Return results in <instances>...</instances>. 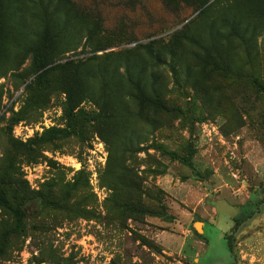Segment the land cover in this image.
Listing matches in <instances>:
<instances>
[{
  "label": "rangeland",
  "instance_id": "rangeland-1",
  "mask_svg": "<svg viewBox=\"0 0 264 264\" xmlns=\"http://www.w3.org/2000/svg\"><path fill=\"white\" fill-rule=\"evenodd\" d=\"M203 1L61 0L52 64L1 48L0 264H264V30L249 63L232 42L227 68L189 47L175 76L160 66L163 110L128 88L104 108L95 83L67 108L80 67L112 71L120 50L193 34L235 0L188 24Z\"/></svg>",
  "mask_w": 264,
  "mask_h": 264
},
{
  "label": "trees",
  "instance_id": "trees-1",
  "mask_svg": "<svg viewBox=\"0 0 264 264\" xmlns=\"http://www.w3.org/2000/svg\"><path fill=\"white\" fill-rule=\"evenodd\" d=\"M32 3L34 6L28 8L22 0H0V51L5 45L23 49L33 57V67L35 72H38L52 64L47 51L48 45L52 44V38H60L59 28L53 17L61 13V0H57L56 4L54 0H33ZM209 3L208 0L201 2L196 11L197 16L188 24L207 16L216 5ZM48 8H52V11L49 12ZM199 24L201 26H198L193 34L186 33V27L185 30L172 34L166 43L163 40L151 41L134 49L120 50L114 54L116 65L112 71L108 70L104 63L91 66L85 64L80 67L75 73V87L65 92L68 96L69 113H73L81 102L74 100L75 96L80 94L86 97L88 85L91 83H95L101 90L104 108L107 106L106 101L115 98L118 100L122 96L120 92L128 88V97L136 101L138 108L147 105L156 111L163 110L160 93L162 86L158 83L159 77L155 71L160 66H166L175 76L176 68L180 66L183 58L182 49L185 47L191 49L193 57L199 53L208 57L215 56L216 61H220L215 63L213 59V68L216 70L220 66L227 68V47L233 42L245 57L246 63H249L255 56L256 36L264 30V0L232 1L214 19L206 23L200 21ZM255 85L262 87L259 81ZM69 126L70 131H45L38 143H49L75 135L74 126H71V123ZM0 205L8 206L1 187ZM13 213L16 231L22 232L23 219L26 217L23 205L13 210ZM227 248L231 254L230 246L227 245Z\"/></svg>",
  "mask_w": 264,
  "mask_h": 264
},
{
  "label": "crops",
  "instance_id": "crops-1",
  "mask_svg": "<svg viewBox=\"0 0 264 264\" xmlns=\"http://www.w3.org/2000/svg\"><path fill=\"white\" fill-rule=\"evenodd\" d=\"M230 254V253H229ZM230 256H231V254H230ZM232 258V257H231Z\"/></svg>",
  "mask_w": 264,
  "mask_h": 264
}]
</instances>
